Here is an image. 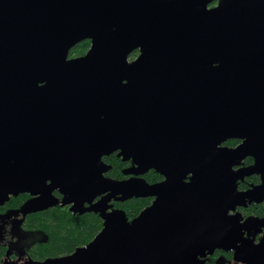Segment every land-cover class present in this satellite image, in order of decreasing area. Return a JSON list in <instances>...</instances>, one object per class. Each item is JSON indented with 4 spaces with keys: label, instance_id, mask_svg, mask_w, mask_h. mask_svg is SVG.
Segmentation results:
<instances>
[{
    "label": "water",
    "instance_id": "1",
    "mask_svg": "<svg viewBox=\"0 0 264 264\" xmlns=\"http://www.w3.org/2000/svg\"><path fill=\"white\" fill-rule=\"evenodd\" d=\"M115 151L136 166L124 174L190 181L106 178ZM251 175L261 183L238 191ZM56 189L103 227L68 257L25 264H204L215 250L264 264V241L243 237L252 219L228 215L264 201V0H0V206L29 193L22 213L40 212ZM148 196L131 221L106 212ZM188 216L202 229L173 223Z\"/></svg>",
    "mask_w": 264,
    "mask_h": 264
},
{
    "label": "flooded vegetation",
    "instance_id": "2",
    "mask_svg": "<svg viewBox=\"0 0 264 264\" xmlns=\"http://www.w3.org/2000/svg\"><path fill=\"white\" fill-rule=\"evenodd\" d=\"M134 53H135V56L133 58H131V55ZM132 54L129 56V61L134 60L137 57L138 52L135 51ZM69 57H77V56H70V54H69ZM227 142H225L223 144V146L234 147L239 143V141H237V143L234 146H230V145H226ZM117 153L118 152L115 151L113 153H110L109 155L102 157L103 163L110 167V169L103 174V176L106 178L116 180V181H126V180H130V179H142L146 182L147 185H150V186L162 183V182L169 180V179L177 180L178 183L182 184L183 186L188 184L190 181V177H191L190 173H187V174L182 173V172L180 173V172H177L175 170H172V171L166 170V171H164V174H161L160 172H157L155 169L149 168L142 175H136L133 173L132 174H124L123 173L124 170L130 169L132 167L136 168V166H134L131 161H125V162L122 161L121 157L117 156ZM105 159H107V160H105ZM247 159H250L251 161L249 163H245V160H247ZM247 159H245L242 162L241 167H248V166L253 164V160L251 158H247ZM236 169L237 168H234V170H236ZM112 170H113V172H112L113 176H111V174H110V172ZM260 183H261V181H260L259 175H251L249 177H245L243 179V181H239L237 183V190L240 192H245V191H248L249 189H251L255 186H258ZM49 184H50V181H47L46 185H49ZM21 196H27V198L29 200L31 199V196L29 193H20L17 196L10 195L9 199L2 206H0V235L1 234L9 235L11 233H14L16 236H18L22 239V242L19 244L18 249L19 248H25L26 250L30 251V253H26L28 255L24 256V257L23 256L10 257L6 252H4V250H0V264H25L26 262H30V261L42 263L45 260H49V259H59V258L68 257V256L72 255L76 249L82 248V247L88 245L96 237L95 236L86 245L81 246V247H77L68 254H62V255L52 257V258L43 259L45 254L48 251H44L43 248H41L36 243L31 242V239L26 237V235L29 233L31 227H30L29 231L26 233V227L22 226L21 229H20V227H16L15 221H21L23 223H27L28 218L32 215L39 216L43 213H51L53 211H59L60 215H62L63 213L66 212L72 218L80 217V216H83L85 214H94L100 220L101 228H100L99 232L101 231V229L103 227L104 221H103L102 217L99 215V213L85 212L83 214H79V213L74 214L70 210V208L72 207V204L63 205L62 201L64 199V196L62 194H60L57 189L53 190L51 193V196L58 201V203L56 205H54L52 207H48L47 209H45L43 211L35 212V213H31V214H23L21 211V208H22V206H21V208H19V210L13 212V215H15L16 217L7 216V215H10L13 211V207L9 206L10 202L12 200H15V199L21 197ZM36 197H39V195L34 196V198H36ZM101 197L102 196L96 197L91 203H84L83 207L89 208L90 205L92 206L95 203H97L101 199ZM155 200H156V196H148L145 198L133 197V198L125 200V201H117L115 199H111V201L107 203V205L110 206V208L106 212L109 213V212H112L114 210L122 211V212H124L127 220L131 221L132 219L136 218L139 215V214H134L133 216H130V212L134 210V207L132 205L133 202H143V204L146 203L145 207L142 208L144 210L145 208L153 205ZM176 207L177 206L175 205L174 208L176 209ZM166 211H167V215H168V211H170L169 203H168ZM235 213L240 215V217H241L240 223L244 222L245 220L252 219V222L250 224L246 225L245 228L243 229L244 239H246L247 241H251V245L261 244L260 242L264 241V223L263 224H259V223L261 220H264V201L263 202H251V203L247 202L244 207H236L234 212L229 211L228 215H233ZM173 223L180 224L181 225L180 228H184V229L186 228V229H188L189 232L191 231L190 227L196 228V226H197V228H199V229H194L195 231L202 229V219L198 218V217H195L194 219H192L191 217L188 216L182 220L174 219ZM50 238H51V235L49 236V239ZM14 241L17 242V239H14ZM18 249L13 247V251L15 253L19 252ZM216 254H228L230 256L229 260L223 261L224 264H246V263H241V262L235 261L233 258V251L215 250L212 255H207L206 259L214 258Z\"/></svg>",
    "mask_w": 264,
    "mask_h": 264
},
{
    "label": "trees",
    "instance_id": "3",
    "mask_svg": "<svg viewBox=\"0 0 264 264\" xmlns=\"http://www.w3.org/2000/svg\"><path fill=\"white\" fill-rule=\"evenodd\" d=\"M212 3L209 7L214 6ZM89 48V41H84L74 47L70 56H81L86 53ZM135 56V53L131 55V58ZM237 143L236 140L228 141L226 145L234 146ZM107 160V159H105ZM251 160H245V163H249ZM113 170L110 172L113 176ZM29 199L27 196H21L15 200H12L9 206L13 207V211L9 217L13 216L14 211L19 210ZM134 210L130 212V216L139 214L145 207L146 203L133 202ZM142 209V210H141ZM141 210V211H140ZM258 210V209H257ZM16 227L25 226L27 238L31 239V242L36 243L44 251H48L43 259L52 258L62 254H68L77 247H81L89 243L99 232L101 225L100 220L94 214H85L80 217H70L68 213L59 214V211H53L51 213H43L39 216L32 215L28 218L27 223L21 221H15ZM51 238L49 239V236ZM25 237V236H24ZM17 239V242L14 241ZM22 239L16 236L14 233L9 235H0V250H4L10 257L15 256H27L30 251L25 248H19V244ZM13 247L18 249L19 252L15 253ZM228 254H216L214 258H208L205 264H224V260H229Z\"/></svg>",
    "mask_w": 264,
    "mask_h": 264
}]
</instances>
